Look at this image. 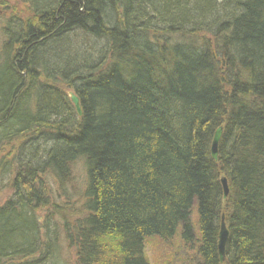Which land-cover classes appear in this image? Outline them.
Here are the masks:
<instances>
[{"label":"trees","instance_id":"obj_1","mask_svg":"<svg viewBox=\"0 0 264 264\" xmlns=\"http://www.w3.org/2000/svg\"><path fill=\"white\" fill-rule=\"evenodd\" d=\"M11 2L0 264H150L151 237L186 264H264V0Z\"/></svg>","mask_w":264,"mask_h":264},{"label":"rangeland","instance_id":"obj_2","mask_svg":"<svg viewBox=\"0 0 264 264\" xmlns=\"http://www.w3.org/2000/svg\"><path fill=\"white\" fill-rule=\"evenodd\" d=\"M16 1L17 0H12L11 2L10 0L11 3H15ZM8 7L9 8H6L5 10V8L0 5V32L5 25L4 24L5 19L10 14L9 11L12 10L13 5L9 3ZM2 156L7 157L8 154L6 155V153H3ZM73 175L75 182L78 183L79 186H82L83 183H85L86 175H85V167L83 164V160L79 159L74 164ZM50 185L54 195L57 194L58 196V200L56 202L62 204L61 202L63 201V197L59 196L58 191L56 189L57 185L54 183ZM11 192L12 191L10 189L7 178H3V179L0 178V204H2L11 195ZM50 196H51L50 199L52 200L53 199L52 193ZM69 197L71 200L67 199L69 203L68 206L70 207L72 205V207H77L79 202H76V197L74 196H69ZM60 198L61 200H59ZM185 252L186 251L184 250L182 244L179 242L178 239H174L171 242L164 243L156 237H151L148 238L145 243V254L150 264H186L184 261ZM188 257H191V255H188Z\"/></svg>","mask_w":264,"mask_h":264},{"label":"water","instance_id":"obj_3","mask_svg":"<svg viewBox=\"0 0 264 264\" xmlns=\"http://www.w3.org/2000/svg\"><path fill=\"white\" fill-rule=\"evenodd\" d=\"M71 101L77 111V113H80V106L77 97L70 93ZM220 137V129H217L213 135L212 138V143L210 147V154L213 159H216L217 157V144L219 141ZM222 191H223V199H225L228 195V186L225 178L220 179ZM228 237V231L225 227L223 217H221L220 225H219V231H218V241H217V251L219 255V261L223 262L224 261V248H225V243L227 241Z\"/></svg>","mask_w":264,"mask_h":264}]
</instances>
